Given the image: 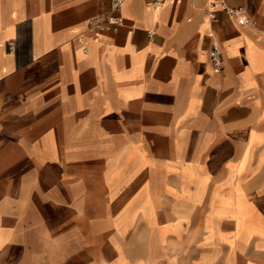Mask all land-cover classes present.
<instances>
[{
	"label": "crops",
	"instance_id": "1",
	"mask_svg": "<svg viewBox=\"0 0 264 264\" xmlns=\"http://www.w3.org/2000/svg\"><path fill=\"white\" fill-rule=\"evenodd\" d=\"M149 2L0 0V264H264V0Z\"/></svg>",
	"mask_w": 264,
	"mask_h": 264
},
{
	"label": "built area",
	"instance_id": "2",
	"mask_svg": "<svg viewBox=\"0 0 264 264\" xmlns=\"http://www.w3.org/2000/svg\"><path fill=\"white\" fill-rule=\"evenodd\" d=\"M126 0H111L110 11L94 17L88 22V30L92 37H98L106 32H118L119 29L125 24V20L122 16L123 5ZM165 0H150V4L153 7H160L164 4ZM217 0H210L211 5H216ZM223 9L232 18L238 20L241 25L255 26V22L252 17L245 13L244 7H229L223 3ZM86 50V48H85ZM211 63L216 72L223 71L225 68L224 54L221 46L214 42L211 50Z\"/></svg>",
	"mask_w": 264,
	"mask_h": 264
}]
</instances>
